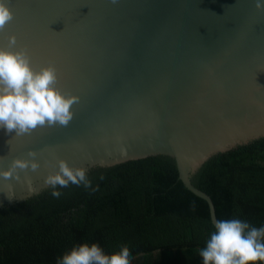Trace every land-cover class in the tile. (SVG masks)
<instances>
[{
  "label": "water",
  "instance_id": "95a60500",
  "mask_svg": "<svg viewBox=\"0 0 264 264\" xmlns=\"http://www.w3.org/2000/svg\"><path fill=\"white\" fill-rule=\"evenodd\" d=\"M257 0H10L0 48L54 64L56 85L79 97L68 126L17 136L0 128V171L37 152L20 181L0 177V210L47 191L59 160L115 167L169 157L195 195L213 158L264 139V11ZM264 4V0H260ZM30 178V183L29 179Z\"/></svg>",
  "mask_w": 264,
  "mask_h": 264
},
{
  "label": "trees",
  "instance_id": "16d2710c",
  "mask_svg": "<svg viewBox=\"0 0 264 264\" xmlns=\"http://www.w3.org/2000/svg\"><path fill=\"white\" fill-rule=\"evenodd\" d=\"M86 174L91 188L57 186L58 198L49 188L0 210V264H57L86 242L106 254L127 246L131 264H203L199 251L214 231L210 205L185 186L174 159ZM194 183L213 198L219 220L264 226V139L213 158Z\"/></svg>",
  "mask_w": 264,
  "mask_h": 264
},
{
  "label": "clouds",
  "instance_id": "9594fccd",
  "mask_svg": "<svg viewBox=\"0 0 264 264\" xmlns=\"http://www.w3.org/2000/svg\"><path fill=\"white\" fill-rule=\"evenodd\" d=\"M111 2L116 4L118 0ZM256 8L264 11V4L257 0ZM14 15L10 0H0V31ZM16 43L13 35L9 38V48H0V128L23 136L30 135L38 127L68 126L75 116L72 107L79 103V97L65 95L56 87L59 75L54 64L37 71L32 67V57L27 49L10 50ZM27 155L33 159H14L7 170L0 171V177L20 181V171L38 170L37 152L30 150ZM86 171L83 167H71L61 159L59 170L49 173L44 183L58 198L61 193L56 190L57 186L83 184L85 188H91ZM199 255L203 264H264V226L255 227L240 218L217 220ZM57 264H131L130 250L121 246L118 251L106 254L98 243L86 242L65 252Z\"/></svg>",
  "mask_w": 264,
  "mask_h": 264
}]
</instances>
